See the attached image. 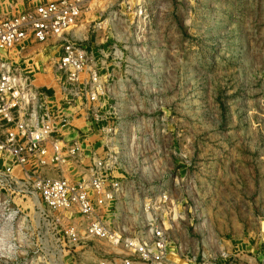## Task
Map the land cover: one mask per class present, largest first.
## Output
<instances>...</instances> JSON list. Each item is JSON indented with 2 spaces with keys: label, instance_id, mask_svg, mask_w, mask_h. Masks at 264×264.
<instances>
[{
  "label": "rangeland",
  "instance_id": "rangeland-1",
  "mask_svg": "<svg viewBox=\"0 0 264 264\" xmlns=\"http://www.w3.org/2000/svg\"><path fill=\"white\" fill-rule=\"evenodd\" d=\"M40 1L0 0V17ZM78 28L111 53L101 80L122 193L108 219L131 226L153 200L184 257L264 264V0H86ZM29 207L0 189V264L113 252L43 236Z\"/></svg>",
  "mask_w": 264,
  "mask_h": 264
},
{
  "label": "built area",
  "instance_id": "built-area-1",
  "mask_svg": "<svg viewBox=\"0 0 264 264\" xmlns=\"http://www.w3.org/2000/svg\"><path fill=\"white\" fill-rule=\"evenodd\" d=\"M85 3L43 0L0 17V189L30 205L43 236L74 245L97 239L113 251L94 247L76 264H235L227 254L184 257L170 241L169 220L149 213L153 200L140 203L144 214L131 226L117 213L108 219L122 193L108 136L119 143L122 128L108 125L105 113L101 79L111 53L78 28ZM46 50L57 54L46 59Z\"/></svg>",
  "mask_w": 264,
  "mask_h": 264
},
{
  "label": "crops",
  "instance_id": "crops-1",
  "mask_svg": "<svg viewBox=\"0 0 264 264\" xmlns=\"http://www.w3.org/2000/svg\"><path fill=\"white\" fill-rule=\"evenodd\" d=\"M28 3H29V2H27V6L25 5L26 7L29 6ZM25 6H24L22 3L19 4V7H20L21 10H24V9L26 8ZM82 38H83V34H82ZM41 48H44V47L42 46ZM48 51H49V50H46V52H48ZM46 52H45V53H46ZM49 52H51L52 54H55V55L57 54L56 52L51 51V50H50ZM45 55H46V54H45ZM247 260H248V259H247ZM249 261H250V260H249ZM259 261H260V260H259ZM219 262H223V260H222V259H219ZM250 263H251V262H250ZM250 263H249V264H250Z\"/></svg>",
  "mask_w": 264,
  "mask_h": 264
}]
</instances>
